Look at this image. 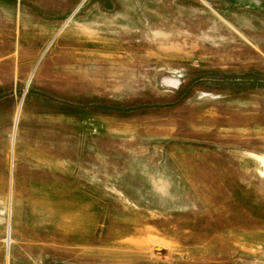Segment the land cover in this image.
Wrapping results in <instances>:
<instances>
[{
  "label": "rangeland",
  "instance_id": "1",
  "mask_svg": "<svg viewBox=\"0 0 264 264\" xmlns=\"http://www.w3.org/2000/svg\"><path fill=\"white\" fill-rule=\"evenodd\" d=\"M0 264H264V0H0Z\"/></svg>",
  "mask_w": 264,
  "mask_h": 264
},
{
  "label": "bare ground",
  "instance_id": "2",
  "mask_svg": "<svg viewBox=\"0 0 264 264\" xmlns=\"http://www.w3.org/2000/svg\"><path fill=\"white\" fill-rule=\"evenodd\" d=\"M9 240V242H10V239H8Z\"/></svg>",
  "mask_w": 264,
  "mask_h": 264
}]
</instances>
